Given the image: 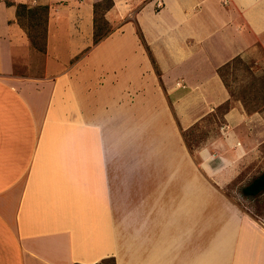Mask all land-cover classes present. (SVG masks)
Listing matches in <instances>:
<instances>
[{"label": "crops", "instance_id": "1", "mask_svg": "<svg viewBox=\"0 0 264 264\" xmlns=\"http://www.w3.org/2000/svg\"><path fill=\"white\" fill-rule=\"evenodd\" d=\"M131 1L113 0L106 15ZM161 1L135 18L157 68L140 40L131 54H99L124 29L71 63L90 42H79L83 19L70 8L49 12L34 70L41 53L0 0V264H264V216L243 208L264 193L236 194L264 173V114L233 108L199 150L183 135L231 100L217 70L264 49V0H216L222 17L211 0ZM67 15L64 60L52 28ZM245 32L257 40L229 50ZM216 43L228 50L221 63L179 70Z\"/></svg>", "mask_w": 264, "mask_h": 264}, {"label": "rangeland", "instance_id": "2", "mask_svg": "<svg viewBox=\"0 0 264 264\" xmlns=\"http://www.w3.org/2000/svg\"><path fill=\"white\" fill-rule=\"evenodd\" d=\"M10 2H14L16 4L23 3L29 6L30 8H34L41 5H48L49 6V12L51 13L53 10L56 12L64 11L67 9L72 8L73 10L77 11L78 18H82L83 20H78L75 24L76 30L80 33L79 42H90L85 50L89 47L93 48V40H94V4L101 2H105V4L99 9V15H101L104 11V8L106 7V0H9ZM49 2V4H47ZM132 7L128 9H122L117 7L116 10L109 16H105L109 18V24L110 29L112 30L111 33L104 38L101 42L107 41V38L111 37V35L117 36L120 32L124 29V35L116 37L114 40H111L109 42H117L116 48H110L106 49L99 54L101 55H109V54H115L113 51H115L118 54H131L133 49L137 48L138 42H140V38H138L139 35L138 32L140 31V28L137 24H135V18L137 17V14L147 7L151 6L154 7L155 10H159L163 3L161 0H132ZM227 4V1H225V5ZM209 8L214 10L215 13H218L220 17H222L221 13L219 12V5L217 4L216 0H211L209 4ZM91 11L93 18L91 21H87V15ZM113 11V9L111 10ZM68 13V11H67ZM107 14V13H106ZM7 16V12L5 11L4 7L0 4V21ZM129 22H133L134 25H136V28L131 25L127 24ZM68 15L65 16V20L62 19L57 23V26L52 28V42H58V45L56 49L58 50L59 55L65 60L70 53V45L68 44V38L71 34V29L68 26ZM144 25L146 30L148 31V26L146 21H144ZM124 27V28H123ZM137 32V33H136ZM115 33V34H113ZM142 34V33H141ZM75 35V34H74ZM73 35V37H74ZM151 41L153 42V52L156 55V57H159V61L161 62V65L163 67H166L167 64V52L163 48V46L157 41L153 40V38L150 36ZM257 40V37H253L252 34L245 32L244 36H242L240 43H235L231 49L232 52L240 49L241 45H247L252 43L251 41ZM264 41V38H262ZM261 39V44H263V41ZM140 40V41H139ZM142 44V42H141ZM146 47H148L149 50L145 49V54L147 53L149 57L151 58L153 64L158 67L150 45L148 42H145ZM54 50V48H52ZM226 49H222V46L219 44H212L205 47V49L199 53L200 58H203V62H201L200 58H197L192 56L189 57L185 62L181 65L180 71L184 73L195 72L196 66H215L222 62V59H224L225 55L227 54ZM89 54V53H87ZM137 54V53H135ZM141 54V56H146ZM37 64L35 63V66L33 67L34 70H36V67L38 70L42 69L43 66V55L37 54ZM242 58L244 60V63H236L231 68L225 70V77H226V84L229 86L227 87L229 92L232 90L237 95L234 97V100H232V108L230 110H225L221 108H216L212 113H210L207 117L203 119L200 123H198L195 127L192 129H189L183 133L185 140L189 147L195 151L199 150L201 147L208 144L209 140L212 138H216L222 134V131L225 128L226 120L227 118H230L229 112L235 108L239 107L242 114H244L246 117L253 116L255 113H262L264 114V109L258 110L255 112V109L262 107L264 104V49L259 44H255L250 48L245 55H242ZM19 65V64H18ZM194 68V69H193ZM20 73L24 72V67H20ZM246 91V94L245 92ZM231 95V93H230ZM239 96H245L248 104H245V101L239 100ZM257 104V105H256ZM256 117L257 114H255ZM237 117V116H236ZM235 116L232 118H236ZM227 193L230 196H235V191L232 188H229L227 190ZM236 194H238L240 197H246V199H249L246 195H244L243 190H237ZM251 200V199H250ZM243 208L250 209L253 214L258 216H264V197H261L260 199H257L256 201H250V202H244Z\"/></svg>", "mask_w": 264, "mask_h": 264}, {"label": "trees", "instance_id": "3", "mask_svg": "<svg viewBox=\"0 0 264 264\" xmlns=\"http://www.w3.org/2000/svg\"><path fill=\"white\" fill-rule=\"evenodd\" d=\"M107 4L104 8V11L101 12L102 14L99 15V9L105 4V2H101L102 4L95 3L94 4V40H93V47L98 45L104 38H106L110 33V24L109 21L106 19V13L110 11L114 7L113 0H106ZM5 3L7 7L15 6L16 7V17L17 22L25 30V32L28 35V38L30 40L31 46L33 49H35L37 52L41 54H45L47 51V38H48V22H49V6L47 5H41L34 8H30L26 4L23 3H14L10 2L9 0H5ZM139 38L145 46L147 50L148 47L145 45V40L141 32H138ZM92 50V47L87 48L84 50L80 55L75 57L71 63H74L81 59L84 55L89 53ZM153 60V59H152ZM236 63H244V60L242 57L238 56L234 60L230 61L229 63L225 64L224 66L220 67L217 72L220 75V77L223 79V81L226 84V75L225 70L231 68ZM228 87L229 85L226 84ZM246 94V91H243ZM231 93V100L227 101L223 105H221L219 108H223L225 110H230L232 108V100H234V97L237 95L234 91H230ZM239 100L245 101V104L247 102L245 96H239ZM250 103V102H249ZM257 105V104H256ZM255 109V112L258 110L264 109V104L262 107ZM243 193L246 196H258L262 193H264V173L261 174L259 177L254 179L252 183H250L247 187L243 189ZM100 264H115V260H106L101 262Z\"/></svg>", "mask_w": 264, "mask_h": 264}]
</instances>
